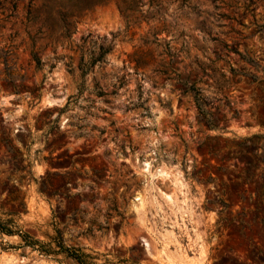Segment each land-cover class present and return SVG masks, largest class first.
<instances>
[{
	"label": "rangeland",
	"instance_id": "1",
	"mask_svg": "<svg viewBox=\"0 0 264 264\" xmlns=\"http://www.w3.org/2000/svg\"><path fill=\"white\" fill-rule=\"evenodd\" d=\"M168 263L264 264V0H0V264Z\"/></svg>",
	"mask_w": 264,
	"mask_h": 264
},
{
	"label": "bare ground",
	"instance_id": "2",
	"mask_svg": "<svg viewBox=\"0 0 264 264\" xmlns=\"http://www.w3.org/2000/svg\"><path fill=\"white\" fill-rule=\"evenodd\" d=\"M103 24V23H102ZM163 169V168H162ZM165 169V168H164ZM160 170V169H159ZM157 172V171H156ZM166 172V171H165ZM166 174V173H165ZM167 195V194H166ZM173 196V195H172ZM170 198H173V197H170ZM141 199V198H140ZM134 200V199H133ZM144 200V199H143ZM142 200V201H143ZM172 204V203H171ZM143 205V204H142ZM173 205V204H172ZM134 207V206H133ZM182 209V208H181ZM147 245V244H146ZM202 252V251H201ZM165 256V255H164ZM168 256H166V258H167ZM169 258V257H168ZM202 257H200V259H201ZM170 259V258H169ZM200 261V260H199ZM169 264V263H168Z\"/></svg>",
	"mask_w": 264,
	"mask_h": 264
}]
</instances>
